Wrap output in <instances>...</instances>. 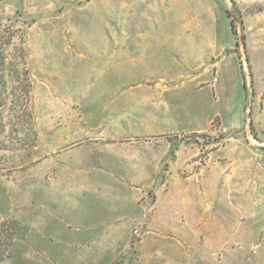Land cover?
Segmentation results:
<instances>
[{"label": "rangeland", "instance_id": "rangeland-1", "mask_svg": "<svg viewBox=\"0 0 264 264\" xmlns=\"http://www.w3.org/2000/svg\"><path fill=\"white\" fill-rule=\"evenodd\" d=\"M153 1L162 4L155 8ZM229 2L0 0V264H264V219L256 217L264 214L262 203H248L241 194L235 204L202 202L207 225L197 236L161 229L140 257L137 237L106 232L124 222L125 209L115 205L123 189H97L84 177L79 192L54 171L56 153L99 134L113 115L110 103L135 88L141 78L138 38L153 42V51L176 71L184 66L173 58L197 48L221 63L216 73L191 62L179 85L167 91L176 117L188 114L186 97L192 96L193 108L210 127L173 136L189 150L200 149V165L228 136L249 132L257 145L250 121L264 131V0ZM219 49L225 52L220 57ZM27 68L33 119L25 109ZM190 76L195 85L184 84ZM90 149L88 155L98 148ZM87 176L102 180L96 186L110 182L108 173ZM257 177L264 181V173ZM250 179L246 167H238V193ZM178 207L176 230L187 223ZM162 216L172 223L167 210ZM13 219L19 226L7 245Z\"/></svg>", "mask_w": 264, "mask_h": 264}, {"label": "crops", "instance_id": "crops-1", "mask_svg": "<svg viewBox=\"0 0 264 264\" xmlns=\"http://www.w3.org/2000/svg\"><path fill=\"white\" fill-rule=\"evenodd\" d=\"M149 4L157 8L162 3L153 1ZM154 48L153 42L138 38L135 59L141 78L135 88L125 91L120 99L110 103L108 110H112L113 115L100 127L99 134L81 138L60 149L54 164L58 176L63 173L64 181L76 183L79 192H83L81 182L84 177L97 189L103 186L123 189V197L115 200V205L121 204L120 207L125 209L124 222L109 226L106 232L110 235L121 232L127 239L137 237L135 246L140 257L145 253L146 244L161 229L169 228L172 234L197 236L199 228L207 225L199 209L202 202L235 204L241 194L248 203L264 204V194L260 193V189L264 191V181L257 177L258 173H264V131L260 130L254 118L257 145L253 144L249 132L244 138L228 136L222 146L211 150L201 165L198 160L200 149L189 150L188 145L177 142L173 137L181 133H202L210 127L193 108L197 104L192 96L186 97L188 114L183 118L176 117L167 91L179 85V75L192 63H198L206 70L209 66L214 67L216 73L221 63L214 62V55H205L197 48L190 56L183 52L180 57L173 58L174 62L184 66L182 71H176L169 68L168 58L153 51ZM230 49L233 50L232 47ZM224 54L221 49L217 52L218 57ZM184 84L195 85L194 77L190 76ZM213 85L215 89L218 86ZM260 94L261 91L256 93ZM260 110H264V105L261 104ZM92 146L98 149L88 155ZM92 155L96 157L92 158ZM240 166L246 167L251 178L243 193H238V185L233 183ZM91 172L108 173L109 184L96 186L102 180L91 179L87 176ZM66 173H71L70 178ZM75 176L77 180L73 179ZM152 190L154 200L150 199ZM84 203L80 201L77 204L82 206ZM176 207L183 208L182 216L187 220L178 230L172 220ZM166 210L172 223L162 216ZM256 217L264 219V214Z\"/></svg>", "mask_w": 264, "mask_h": 264}, {"label": "trees", "instance_id": "trees-1", "mask_svg": "<svg viewBox=\"0 0 264 264\" xmlns=\"http://www.w3.org/2000/svg\"><path fill=\"white\" fill-rule=\"evenodd\" d=\"M231 26H232V30L235 33V25H234L233 22H231ZM24 60H26L25 57H24ZM1 62H2V64H4L5 58L1 59ZM24 64H25V62H24ZM25 72L27 73L26 80H27V83H28L27 95H25V109L28 110L27 114L29 115V117L31 119H33L34 115H33V112L31 110V107H30V95L29 94H30L31 80H30V77H29L30 72H29L28 68L25 69ZM244 86H246V82L244 83ZM250 125L251 126L253 125V120L252 119L250 121ZM8 223L9 224H13V226H15V229H13V231H8L9 232V234H8L9 240L7 242V245H10L13 242L14 238L16 237V227L19 226V224H18V222L15 219L8 220ZM4 224H6V222H3L2 225H4ZM1 231H3V230H1V228H0V232Z\"/></svg>", "mask_w": 264, "mask_h": 264}]
</instances>
